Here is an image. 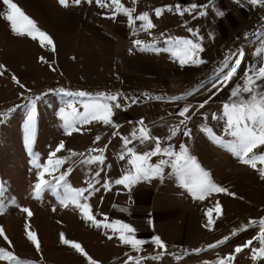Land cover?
I'll return each instance as SVG.
<instances>
[{"label":"rangeland","instance_id":"obj_1","mask_svg":"<svg viewBox=\"0 0 264 264\" xmlns=\"http://www.w3.org/2000/svg\"><path fill=\"white\" fill-rule=\"evenodd\" d=\"M13 2L52 37L54 47L42 46L39 39L14 32L11 22L5 18L7 6L0 0V229L8 238L0 236V249L34 264H92V261L122 264L128 255L141 254L123 245L118 234L110 229L95 227L86 221L75 206L61 205L51 191L35 198L34 185L41 169L35 168L32 160L38 155L39 162L44 164L49 153L63 142L65 147L57 156L70 159L59 171L72 169L67 181L73 187L95 184L98 190L87 202L98 220L118 219L132 225L136 236L147 242L140 251L153 250L156 257L165 250L151 243L152 237L159 236L164 241L166 256L147 264H212L230 253L233 254L231 264H264V259H253L252 250L261 247L258 240H253L251 248L234 252L237 246L259 234V225L241 229L249 220L264 218V177L258 171L264 165L257 162V169H253L242 163L203 131L211 128L215 134L231 139L224 134L223 121L212 119V115L222 112L231 89L243 83L242 77L249 65H259L264 60V30L243 46L234 47L235 31L245 16L237 11L234 16L217 15L215 9L223 0H121L124 7L135 10L134 16L149 13L155 27L147 32L130 28L123 14L111 18L115 6L100 7L96 0L91 3L81 0L79 4L67 0L66 6L59 0ZM193 4L210 5L207 15L199 16L205 10L201 7L185 11L183 15L175 10L176 5L183 9ZM168 6L172 11L167 10ZM157 8L165 9L160 17L155 14ZM23 23L18 21V26ZM139 24L137 21L136 27ZM189 28L195 31L190 33ZM168 37L193 40L202 37L199 42L203 51L199 55L205 62L181 66L171 53L141 50L133 44L134 40H141L145 45L155 41L162 48ZM237 49L245 51L238 74L217 92L212 87L216 71L225 57ZM257 50H260L259 59L254 54ZM174 79L178 81V88L173 86ZM59 89L92 95L119 93L121 107L114 109L112 124L93 121L78 125L80 131L69 135L62 127L59 110L65 106L64 101L80 98L63 96ZM173 96L181 99H168ZM132 100L138 102L132 103ZM205 100H209L208 104L200 109L198 105ZM186 104L192 106L188 113L191 119L168 141L166 138L184 119L178 112ZM77 107L83 111L79 104ZM29 114L34 116L35 124L31 153L24 129ZM141 120L152 137L161 139L162 146L170 143L178 151L181 144L185 145L189 155L196 158L213 182L227 192L212 193L204 200L195 198L181 186L167 165L160 177L139 182L130 189L116 185L115 179L130 167L127 157L120 159L125 151L122 138L131 139L133 130L141 127ZM185 128L190 130V136L183 135ZM128 146L145 152L155 146V141L140 144L137 140ZM90 149H105L103 165L82 163L101 154L89 152ZM254 151L264 153V146ZM160 159L153 156L151 163H159ZM96 171H100V176L94 179ZM52 178L45 176L47 180ZM217 203L221 207L219 214L215 210ZM24 208L32 215L25 213ZM209 209L214 223L205 227ZM29 231L37 235L39 250L28 239ZM233 231L237 234L231 235ZM62 234L65 239L79 243L83 253L71 244H64ZM225 236L230 237L225 243L214 249L207 248ZM195 249L207 250L196 253ZM0 264L10 262L0 260Z\"/></svg>","mask_w":264,"mask_h":264},{"label":"snow or ice","instance_id":"obj_2","mask_svg":"<svg viewBox=\"0 0 264 264\" xmlns=\"http://www.w3.org/2000/svg\"><path fill=\"white\" fill-rule=\"evenodd\" d=\"M59 2L62 5H67V0H59ZM74 2L79 4L81 0H74ZM88 2L91 3L92 0H88ZM96 2L100 7L115 6L111 18L115 19L119 14L125 15L129 27H135L136 32H147L155 27L148 12L134 16L133 13L135 10L124 7L121 0H110V3H106L105 0H96ZM257 2L258 0H251L252 4H256ZM259 2L264 3V0H259ZM3 4L6 5L8 9L5 18L7 21L11 22V28L14 32L21 35H27L33 40L39 39L42 46L47 47L53 45L54 47L52 37L46 32L40 30L35 25V22L21 11L13 0H3ZM197 7L205 9L199 12V16H205L207 15V8L210 7V5L198 6L193 4L190 7L183 9H181L179 5H176L175 10L180 15H183L185 11H195ZM167 10L172 11V7L168 6ZM164 11L165 9L163 8H157L155 9V14L157 17H160ZM217 15H223V13L218 12ZM18 21H23L24 23L18 26ZM137 21L140 22L138 27H136ZM188 31L191 33L195 30L189 28ZM197 36H199L198 33ZM202 39V37H200L199 40L168 37L164 40L165 46L162 48L157 47V42L155 41L151 44L145 45L141 40H134L133 44L141 50L171 53L173 57L179 60L181 66H185L189 64L198 65L205 62L199 55L203 51L202 44L199 42ZM259 53L260 50H257V52L254 53L258 56V59L260 58ZM244 57L245 51L243 49H237L236 52L225 57L224 62L216 71V79L212 84V87L215 88L217 92L222 91L223 88L237 76ZM41 60H43V58H41ZM242 80V84L237 83L231 89L230 99L222 105V112L220 114L212 115V119L223 121L224 134L231 137V139H225L223 136L215 134L214 130L211 128L203 129V131L208 133L210 139L214 143L221 145L236 155L242 163L250 165L253 169H257V162L264 165V153L257 154L254 151L260 146H264V60H261L259 65H249L244 72ZM201 87H203V85H201ZM58 91L66 97L75 96L80 98L78 101L73 99L64 101L65 106L59 110V116L63 121L62 127L69 135L74 131H80V128L77 127L78 125H87L93 121L102 122L105 125L112 124L114 109L121 107L118 102L119 93H99L92 95L84 91L70 92L64 89H59ZM190 94L191 93H186V95ZM215 94L216 93H213V95ZM125 99H127V97ZM157 99H163V97H157ZM168 99L180 100L181 97L173 96ZM131 102L137 103L138 100H132ZM208 102L209 100H205L200 103L198 107L203 109ZM77 104L83 108V111L79 110ZM191 107V105L186 104L179 110L178 115L184 119L180 120L179 124L166 138L168 141L175 137L177 133L182 130L181 126L186 125L188 120L191 119L188 115ZM205 118L207 117L205 116ZM139 123L141 124V127L133 130L131 139H129V137L122 138L125 151L120 154V159L125 160L127 157V163L130 167L120 178L115 179L114 183L116 185L130 189L139 182L160 177L164 173V166L167 165L171 167L181 186L188 190L195 198L204 200L206 196H209L212 193L227 192L226 188L213 182L209 173L198 164L196 158L189 155L185 145L181 144L178 151L175 150L170 143L162 146L161 139L159 137H152L149 130L142 126V120ZM34 127V116L29 114L24 124L25 142L28 146L29 153L32 152L31 143ZM115 134L116 133H114V135ZM183 135L190 136V130L186 128L183 129ZM96 139L99 140L100 138L97 137ZM137 140L140 144L154 140L155 146L148 151L138 152L135 147L128 146L133 143V141ZM64 147V143L61 142L53 152L49 153L44 164L39 162L38 155L36 159L32 160L33 166L37 169H41L37 173V182L34 185L33 195L35 198L39 199L45 191H51L61 205L65 207L69 204L75 206L80 210L86 221H90L95 227L110 229L113 234H118V239L123 245L130 246L131 249L139 253L141 247L147 242L136 236V229L132 225L118 219L110 222L107 218L104 220H98L93 215L91 206L87 201L98 190L95 184L89 182L87 187H73L67 181V177L72 169L69 168L65 171H59L61 166L65 164L66 160L70 159V157L57 156V153L61 152ZM104 151L105 149H90L89 152H100L101 154L91 156L82 161V163L89 165L98 163L103 165L105 157L102 153ZM73 155H75V153H73ZM153 156L161 157L159 163H151V158ZM258 171L261 176L264 177V167L259 168ZM57 172H59V174L55 175ZM46 175H51L53 178L47 180L45 179ZM99 176L100 171H96L94 179ZM229 195L234 194L229 193ZM215 210L218 214L221 212L219 203L216 204ZM23 211L29 216L32 215L28 208H24ZM206 215L208 216V221L205 227H211L214 223L211 216V209L208 210ZM257 225H259V234L252 240H248L244 245L237 246L234 249L235 253H240L243 248H251L253 240H258L261 247L252 250L253 259H264V218H261L259 221L249 220L248 224L244 225L241 230H246L250 226L256 227ZM236 234L237 231L231 233V235ZM27 235L28 239L32 241L37 250H39L37 235L31 231H29ZM0 236H4L3 229H0ZM108 238L111 239L112 237L109 236ZM229 238V236H225L221 240L208 245L207 248H217ZM4 239L7 240V236H4ZM61 239L64 244H71L73 248L83 253L84 250L79 243L65 239L63 234ZM151 243L165 251L158 257L154 256L150 258H162L166 253V245L164 241L159 236H153ZM205 250L207 249H195L194 251L199 253L200 251ZM257 252L259 253V256L256 255ZM145 259L148 258L129 256L126 264H143ZM232 259L233 254L230 253L226 257L213 261L212 264H231ZM0 260L9 261L10 264H34L32 261L22 260L15 256L13 252L4 249H0ZM92 264H96V262L92 261ZM205 264H208V262H205Z\"/></svg>","mask_w":264,"mask_h":264},{"label":"crops","instance_id":"obj_3","mask_svg":"<svg viewBox=\"0 0 264 264\" xmlns=\"http://www.w3.org/2000/svg\"><path fill=\"white\" fill-rule=\"evenodd\" d=\"M229 1L230 0H227V2H226V0H223V2H220L218 4V8H216L215 11L217 13L222 12L223 14H227L229 16H234L235 15L234 11H237L238 13L243 14L245 16V20L240 25H238L237 30L235 31V36H237V34L242 29V27L245 26V24H247L248 22H250V20L254 17L253 15H255L257 13L258 2L256 4H252L251 0H232L231 3ZM153 195H154V193L151 195L152 200H154ZM152 251L151 250L140 251L139 253H141V254L128 255V257L129 256H133V257L139 256V257L148 258V259H146V261H143V264H147V263L152 261V259L150 257L157 256L156 254H153ZM144 254H146V255H144ZM163 256H166V254H164ZM127 261H128V259L126 261H124L122 264H126Z\"/></svg>","mask_w":264,"mask_h":264},{"label":"built area","instance_id":"obj_4","mask_svg":"<svg viewBox=\"0 0 264 264\" xmlns=\"http://www.w3.org/2000/svg\"><path fill=\"white\" fill-rule=\"evenodd\" d=\"M264 30V3L258 1V9L256 15L251 21L242 27L240 32L237 34L233 46L238 48L247 43L252 37L258 32Z\"/></svg>","mask_w":264,"mask_h":264},{"label":"bare ground","instance_id":"obj_5","mask_svg":"<svg viewBox=\"0 0 264 264\" xmlns=\"http://www.w3.org/2000/svg\"><path fill=\"white\" fill-rule=\"evenodd\" d=\"M173 86L174 88H178L179 86L178 81L176 79L173 80Z\"/></svg>","mask_w":264,"mask_h":264}]
</instances>
